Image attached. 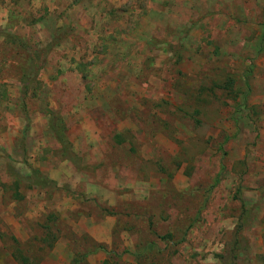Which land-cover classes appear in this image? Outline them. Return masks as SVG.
Returning <instances> with one entry per match:
<instances>
[{
  "label": "rangeland",
  "instance_id": "rangeland-1",
  "mask_svg": "<svg viewBox=\"0 0 264 264\" xmlns=\"http://www.w3.org/2000/svg\"><path fill=\"white\" fill-rule=\"evenodd\" d=\"M0 264H264V0H0Z\"/></svg>",
  "mask_w": 264,
  "mask_h": 264
}]
</instances>
